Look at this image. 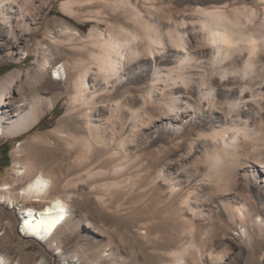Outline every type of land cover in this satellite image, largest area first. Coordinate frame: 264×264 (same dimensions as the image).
Returning a JSON list of instances; mask_svg holds the SVG:
<instances>
[{
	"label": "rangeland",
	"instance_id": "1",
	"mask_svg": "<svg viewBox=\"0 0 264 264\" xmlns=\"http://www.w3.org/2000/svg\"><path fill=\"white\" fill-rule=\"evenodd\" d=\"M68 1L32 0L34 33H21L15 21L17 38L0 31V79L18 74L3 109L13 115L20 95L41 108L30 130L0 136V187L15 184L16 198L13 205L0 204L5 264H264V225L255 221L264 223V25L258 16L245 24L258 38L255 65L246 71L244 51L217 54L200 26L205 10L242 12L251 0H72V14L61 8ZM139 21L151 28L145 31ZM65 27L78 39L67 42ZM93 29L125 43L116 59L120 70L99 78L108 91L75 106L72 63L88 60L83 47ZM167 29L178 30L190 61ZM88 49L98 53L94 45ZM43 57L49 63L42 67ZM62 64L67 82L56 79ZM87 111L105 144L92 143L91 165L66 176L62 170L75 157H67L66 147L53 150L48 137L61 129L87 138ZM35 137L48 139L30 149ZM118 138L123 147L114 145ZM41 159L51 184L41 200L61 198L70 213L45 243L19 233V209L43 203L21 194L31 175L14 176L25 162ZM241 204L242 220L235 213Z\"/></svg>",
	"mask_w": 264,
	"mask_h": 264
},
{
	"label": "bare ground",
	"instance_id": "2",
	"mask_svg": "<svg viewBox=\"0 0 264 264\" xmlns=\"http://www.w3.org/2000/svg\"><path fill=\"white\" fill-rule=\"evenodd\" d=\"M251 3H252V7H249L248 9H245L242 12H239L238 10H234L231 14H228V15L225 12L220 11V10H214V11L205 10L204 12L201 11L204 17L206 18V20L203 21L200 25L203 31L205 30L206 32V37L205 38L203 37V39H205L208 45L214 47L212 44V41L214 39L213 33L219 32L222 35H226L230 39L234 47H226V46H223L217 43V45L214 47V50L216 51L217 54H219V52L221 51H223L224 54H228L234 49L235 50L238 49L242 52L244 51L245 54L242 55L243 56L242 62H243V68L245 71L248 68H253V66L255 65L256 60L254 57H255L256 47H257L256 41L258 40V38H256L255 36L254 30L251 28L250 29L246 28L245 24L247 22L253 21L258 16L260 23L264 25V0H251ZM125 4H128V3L125 1ZM72 5H73L72 0L68 2H62L61 8L66 13L72 14L73 12ZM31 9H34L32 5V0H0V31L1 32L8 31L12 35L13 38H17V32L15 28H13V26L11 27V22L15 21L16 27L19 28L21 33L23 34L34 33L36 28H33L31 26V23H29V19H30L29 16L31 15ZM139 23L141 27L144 28V30L145 29L147 30L149 29L148 27H150V25L145 21H139ZM177 31L170 29L166 33H168L169 35L170 42L175 47H177V49L179 48V51L184 53L183 60L185 62L190 61L189 60L191 58L190 55L187 52H185L188 50H185L183 37ZM166 33H164V35ZM63 35L66 37L67 42L78 39L76 36V33H73V31L69 29L68 27H65V31H63ZM140 36L141 35H139V37ZM93 38H95V40H93ZM117 38L115 37V39ZM133 38L135 39V37ZM215 39H218V38H215ZM114 40L111 37V35L110 36L108 35V37L105 38L101 32L97 31V29H93L86 40L87 44H85L83 47V49L88 52V55H89L88 60L80 58V57L74 59L72 63V68L77 71V77L72 82L73 84L72 89L74 92L73 103L75 104V106L86 105L88 97L93 98L95 95H97V93H101V91H103L102 93H105L106 91H108L107 89L108 86L104 84L105 82L104 83L100 82L99 78H104V80H108L111 77H113L116 74V72H118L116 70V68L118 67L116 59L119 57L120 58L122 57V53H120L119 50L121 49L123 45H125V43L121 45L120 43L115 42L116 40L115 41ZM149 42H150V38L148 37V43ZM54 44L60 46L62 43L58 41H54ZM151 44L153 45V43ZM93 45L96 46L98 49V53L96 54L91 53V51L88 49L89 46H93ZM9 54H10L9 52L6 53V55H9ZM124 56H126V54ZM90 58L94 61L96 65L95 72H93V70L91 69L92 68L91 62L89 61ZM259 61L260 59L258 60V62ZM185 62H181V64L183 65L187 64ZM46 63H49L48 59L47 57H43V62L41 66L43 67ZM119 64L121 66L123 65L121 63H118V65ZM55 73L57 74V78H56L57 80L64 79L63 82H67V73L65 71L63 64L56 69ZM16 79H18V74H16L15 72H9L0 79V136L2 137L13 138V137H17L27 132L32 127H34V125L38 122L39 114L41 112V108L39 105L40 102H36V101L34 102V101L27 100L25 98H22L21 95L19 96L17 100L18 105L16 106V109L14 110L13 115L7 108L3 109L6 106L5 94L8 93L13 82L14 81L16 82ZM101 81H103V79ZM22 90L23 89L21 88L20 93H22ZM24 105L25 107L23 108ZM76 108L79 109V107H74L72 105V107H70V110L74 112ZM87 110H90V109H87ZM76 112H77V109H76ZM82 118L86 121L87 128L90 133V135L87 138L84 137L79 140V138H77L75 133L63 134L61 129L56 130L55 132H53V134H51L48 137V138L54 139L53 150H58L61 148L65 150V147H66L70 150L68 151L69 155L67 157L68 158H70L71 156L75 157L74 163L70 164L68 168L66 169L63 168L62 170L66 176L91 165V163L94 160L92 156V147H91L92 143L95 145L105 144L102 135H100L99 132H97L96 126H94L93 123L91 122L90 111H87L86 114H83ZM68 119L69 121H71L70 120L71 118H68ZM48 138L47 137L46 138L45 137H35L33 139V142L29 143L28 145H30L31 147L30 149H35L36 146H38L42 142H45ZM123 142H124L123 138H118L114 142V145L116 147H119V146L123 147L124 145ZM77 151L81 152L80 153V155L82 156L81 161H77V157H79L78 155H76ZM22 165H23V170L17 169L15 171V175H14L15 180L20 181L24 177H28L30 175H31V178H29L26 186L22 189L21 194L22 195L27 194L33 197V201L40 202V203L42 202L43 204L41 208L23 207L19 209V213H18L19 214L18 215L19 233L21 236L32 238L35 241L40 242V243L52 241L57 231L61 227H63L70 218V213L67 208V204L61 198H54L49 201L41 200V197H43L44 195L48 193V191L50 190V185H51L49 177H47V175H45L42 172V169L45 168V166L47 165L45 164V162L42 161V159L40 160V162H38L35 165L31 164L30 162H25ZM86 176L89 177L90 173L87 172ZM14 186L15 184L1 185L0 204H4V203H9L11 205L14 204V201L16 199L12 193V189L14 188ZM244 210H246V207L243 204H241L235 210L236 216L241 220L244 218ZM255 221H259L257 224L259 227L264 225V223L260 219H257ZM242 233H245V232L243 231ZM3 264H5L4 259H3Z\"/></svg>",
	"mask_w": 264,
	"mask_h": 264
},
{
	"label": "snow or ice",
	"instance_id": "3",
	"mask_svg": "<svg viewBox=\"0 0 264 264\" xmlns=\"http://www.w3.org/2000/svg\"><path fill=\"white\" fill-rule=\"evenodd\" d=\"M213 37L214 39L212 41V44L214 47L217 45V43H219L220 45L226 46V47H234V45L232 44V42L226 35H222L219 32H214ZM215 38H218V39H215ZM0 264H3L2 258H0Z\"/></svg>",
	"mask_w": 264,
	"mask_h": 264
},
{
	"label": "trees",
	"instance_id": "4",
	"mask_svg": "<svg viewBox=\"0 0 264 264\" xmlns=\"http://www.w3.org/2000/svg\"><path fill=\"white\" fill-rule=\"evenodd\" d=\"M56 108V107H55ZM55 108L53 110H55ZM47 117V115H45L40 121L39 123H41L45 118ZM7 153H8V149L4 151V156L5 158H7ZM8 162V159L6 160Z\"/></svg>",
	"mask_w": 264,
	"mask_h": 264
}]
</instances>
